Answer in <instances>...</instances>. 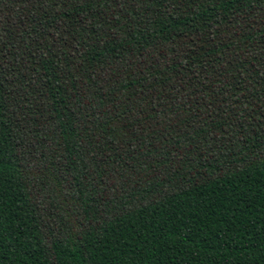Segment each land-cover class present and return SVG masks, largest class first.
<instances>
[{
  "label": "trees",
  "instance_id": "16d2710c",
  "mask_svg": "<svg viewBox=\"0 0 264 264\" xmlns=\"http://www.w3.org/2000/svg\"><path fill=\"white\" fill-rule=\"evenodd\" d=\"M0 264H264V0H0Z\"/></svg>",
  "mask_w": 264,
  "mask_h": 264
}]
</instances>
